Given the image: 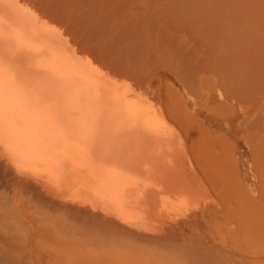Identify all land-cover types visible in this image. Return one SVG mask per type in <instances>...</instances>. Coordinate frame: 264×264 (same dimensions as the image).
<instances>
[{
	"label": "bare ground",
	"instance_id": "1",
	"mask_svg": "<svg viewBox=\"0 0 264 264\" xmlns=\"http://www.w3.org/2000/svg\"><path fill=\"white\" fill-rule=\"evenodd\" d=\"M257 1L0 0V258L264 264Z\"/></svg>",
	"mask_w": 264,
	"mask_h": 264
},
{
	"label": "snow or ice",
	"instance_id": "2",
	"mask_svg": "<svg viewBox=\"0 0 264 264\" xmlns=\"http://www.w3.org/2000/svg\"><path fill=\"white\" fill-rule=\"evenodd\" d=\"M2 71V69H0ZM0 264H14L0 258ZM90 264H188L175 250L134 235L109 231L101 234Z\"/></svg>",
	"mask_w": 264,
	"mask_h": 264
},
{
	"label": "rangeland",
	"instance_id": "3",
	"mask_svg": "<svg viewBox=\"0 0 264 264\" xmlns=\"http://www.w3.org/2000/svg\"><path fill=\"white\" fill-rule=\"evenodd\" d=\"M256 1H257V0H256ZM259 1L261 2L260 5H259V3H260ZM257 3H258L257 5H259L258 8L264 10V8H262L263 6H261V5H264V1L262 2V0H258ZM254 4H256V3L254 2Z\"/></svg>",
	"mask_w": 264,
	"mask_h": 264
}]
</instances>
